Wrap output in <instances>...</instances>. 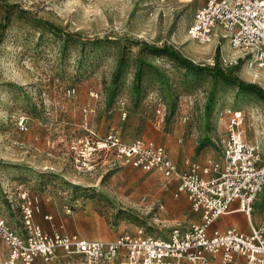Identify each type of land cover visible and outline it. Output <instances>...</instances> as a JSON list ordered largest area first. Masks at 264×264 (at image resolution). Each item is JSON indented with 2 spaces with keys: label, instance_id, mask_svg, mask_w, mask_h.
I'll return each mask as SVG.
<instances>
[{
  "label": "rangeland",
  "instance_id": "1",
  "mask_svg": "<svg viewBox=\"0 0 264 264\" xmlns=\"http://www.w3.org/2000/svg\"><path fill=\"white\" fill-rule=\"evenodd\" d=\"M193 13V0H0V219L9 228L26 234L27 206L44 233L83 239L139 228L164 237L199 223L155 171L98 151L83 168L82 153L109 134L152 141L171 159L222 162L232 108L242 112L246 140L264 152V102L207 68L263 94L264 69L221 37L190 40ZM253 207L264 210V190ZM8 253L0 239V264ZM47 264L82 260L59 254Z\"/></svg>",
  "mask_w": 264,
  "mask_h": 264
},
{
  "label": "built area",
  "instance_id": "2",
  "mask_svg": "<svg viewBox=\"0 0 264 264\" xmlns=\"http://www.w3.org/2000/svg\"><path fill=\"white\" fill-rule=\"evenodd\" d=\"M219 29L221 39L239 52L249 66L264 69V0H207L197 9L187 28L196 44L211 41ZM166 109L158 114L162 118ZM225 134L221 138L222 162L207 158L203 163L186 162L179 171L169 155L153 142L137 139L124 144L109 134L91 151L82 153V167L93 151L114 153L122 165L155 171L166 181H175L174 197L185 195L200 222L176 226L169 236H158L139 228L113 240L83 239L76 235H49L31 220L25 209L26 234H19L0 219V239L9 248L6 264H47L59 254L77 256L82 264H264V222L251 223L253 205L264 190V152L244 139L243 116L239 110L224 111ZM188 117L182 119L186 123ZM244 214L249 233L236 227L212 230L213 223L231 212ZM30 205V203H29Z\"/></svg>",
  "mask_w": 264,
  "mask_h": 264
},
{
  "label": "crops",
  "instance_id": "3",
  "mask_svg": "<svg viewBox=\"0 0 264 264\" xmlns=\"http://www.w3.org/2000/svg\"><path fill=\"white\" fill-rule=\"evenodd\" d=\"M206 1L207 0H193V3H194V12L197 9L203 7L205 5ZM216 37H220V36L218 34L214 33L213 36H212V38H211V40L218 41V40H216ZM243 130H244V128H243ZM244 139H245V141H247L246 140V136H245V131H244ZM179 141L180 142H183L184 140L183 139H180ZM150 142H152V141H150ZM190 157H192V156H190ZM207 158H212V157H206L205 159H207ZM172 159L171 160L173 161V163L177 166L178 170L181 171V172L186 169V162H198V161L190 160L188 158V156L186 154H184V153L181 156H172ZM205 159L202 162H198V163H203L205 161ZM170 182H172V184L174 185V191H175L176 182L175 181H170ZM179 197L182 198L183 202H186V199H185L186 196L185 195H181ZM257 200H258V198H257ZM236 208H237V204L236 203H233L231 205V212H229L228 214H226V215L221 216L220 218H218L213 223L211 229L212 230H217L219 232H224L225 230H227L230 227H236V228H238L239 230H241L244 233H249V224L247 222L246 217L244 216V214L235 211ZM259 213H262L263 214L264 213V210H262L261 212L255 211L254 210V207H253V211H252V215H251V223H252L253 226H258V225H260L261 223L264 222V217L259 216ZM194 215H196V214H194ZM197 216L199 217V222H200V216L199 215H197Z\"/></svg>",
  "mask_w": 264,
  "mask_h": 264
},
{
  "label": "trees",
  "instance_id": "4",
  "mask_svg": "<svg viewBox=\"0 0 264 264\" xmlns=\"http://www.w3.org/2000/svg\"><path fill=\"white\" fill-rule=\"evenodd\" d=\"M183 65L185 68L189 69H197V66H194L190 63L183 62ZM207 70L210 72L211 77L213 79H219L225 83L232 84L234 86H237L238 88L245 90L249 93L255 94L257 97H259L264 102V94L263 92L255 85L252 84H244L239 78L235 76H231L230 74H226L222 69L220 68H207Z\"/></svg>",
  "mask_w": 264,
  "mask_h": 264
}]
</instances>
